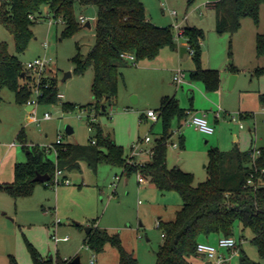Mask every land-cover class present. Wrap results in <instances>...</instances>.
Wrapping results in <instances>:
<instances>
[{"label": "rangeland", "instance_id": "rangeland-1", "mask_svg": "<svg viewBox=\"0 0 264 264\" xmlns=\"http://www.w3.org/2000/svg\"><path fill=\"white\" fill-rule=\"evenodd\" d=\"M143 1L152 20L172 26L176 35V23L204 30L201 65L220 71L222 97L219 98L215 92L219 88L208 90L213 95L209 101L192 85L199 82L206 90L202 80L191 78L190 69L196 67V61L187 37L177 35L175 41L179 56L173 68H183V74L186 73L192 84L176 87L173 71L168 67L170 59L164 56V51L169 49L165 46L156 59L144 58L124 66L116 101L108 102L105 110L94 107L90 112L92 116L97 113L95 121L102 125L104 134L123 147V156L127 159L132 145L139 139L151 135V142L143 141L144 146H151L155 138L162 135L163 115H158L155 121L142 112L154 108L160 113L163 92L175 93L184 108L206 111L209 122L212 124L214 121L216 130L212 134L185 122L186 117L180 120L177 114L171 118L169 127L174 140L179 141L180 134L183 137V145L175 148L169 144L170 164H178L191 171L194 183L198 184L207 178L206 164L211 148L231 150L236 145L247 147L252 138L258 146L264 143V103L259 99V93L264 91V73H256L257 67L264 66V54L256 51V34L264 32V3L260 6L258 22L251 16H245L240 28L231 33L217 31V12L206 3L208 0H196L191 5L188 0ZM172 9L177 10V15L171 13ZM75 14L78 21L81 15L88 17L92 26L79 21L80 29L65 34V23L54 18L44 7L43 13L31 25L33 34L24 51L17 49L13 33L0 23V40L8 43L10 51L18 56L25 69L27 62L37 57L48 55L53 58L47 73L57 77L58 91L64 94L57 102H38L33 112L25 103L16 101L13 88L8 85L0 88V169L6 180L14 175L12 163H6L3 156L10 141H16L13 151L19 158L27 160L23 137L28 139L29 148L47 151L45 147L54 146L59 135L63 142L86 144L96 132L94 125L89 127V109L82 106L94 100L92 82L95 69L89 66L80 72L73 57L80 54L85 58L95 42L97 6L76 0ZM182 46L188 47L183 55L180 52ZM146 63L145 69L143 65ZM67 71L72 74L63 79ZM233 74L237 77L231 85ZM63 102L73 103V106L64 108ZM213 102H220L223 107L218 120H212L217 109ZM46 112H50L51 117H45ZM33 114L38 120L32 118ZM69 125L73 127L71 132L67 131ZM178 131H181L179 135ZM47 153L56 160L54 147ZM122 170L121 164L103 159L95 171L84 161L82 170L68 173V180L48 186L41 181L36 182L29 194L15 197L0 187V264H11V258L18 264H35L31 245L41 257L52 254L55 262L58 258L78 255L81 264H102L97 252L84 243L85 231L77 222L84 226L96 222L109 231L120 232L123 245L134 250L140 264H156L155 252L164 241L162 228L158 226L159 216L163 220L174 218L183 198L176 190H161L153 181H141L136 171L121 175ZM234 236L252 260L264 264V256L251 240L253 232L250 228L243 229L237 225ZM211 242L216 244L218 239ZM112 249L118 252L116 246L107 243L104 255L108 264H114ZM240 255L239 246L232 257V264H239ZM203 262L202 259L201 264Z\"/></svg>", "mask_w": 264, "mask_h": 264}, {"label": "trees", "instance_id": "trees-1", "mask_svg": "<svg viewBox=\"0 0 264 264\" xmlns=\"http://www.w3.org/2000/svg\"><path fill=\"white\" fill-rule=\"evenodd\" d=\"M83 4H95L97 17L95 23V42L85 58L76 54L73 58L80 72L93 66L95 74L92 82L94 100L82 105L84 108H101L108 102L114 103L118 96L119 81L123 77L122 68L130 65V60L123 53L132 52L137 60L155 58L165 46L175 47L174 30L170 25H160L147 17L143 0H79ZM196 0H188L191 5ZM76 0H0V23L13 33L19 51H24L32 37L31 25L36 18L48 8V12L57 20L65 23V34L80 29L75 14ZM264 0H217L216 29L219 32L237 31L245 16H251L256 22ZM34 15L35 19L30 16ZM185 36L189 45L194 48L193 57L196 67L191 70L192 79L204 82L206 90L220 87L221 76L218 69L204 68L201 65V44L205 32L197 26H186ZM256 51L264 54V32L256 36ZM257 74L264 73V66L256 68ZM32 75L23 67L18 56L12 53L6 41L0 40V88L10 86L19 103L28 102L32 94ZM39 102H57V77L47 78ZM104 99V102H102ZM264 103V92L259 93ZM2 95L0 93V103ZM64 108L73 103L63 102ZM104 109V110H105ZM187 108L180 105L175 95L166 94L161 99L160 113L164 117V131L154 144V153L146 162L129 163L123 156V147L114 139L104 134L102 125L88 120L96 132L86 144L64 142L57 144L56 160L38 147H26L28 158L15 163V179L12 182L0 183L15 197L29 194L34 185L37 173H47L50 179L41 181L44 185L52 184L59 167L63 171L79 167V161L85 160L96 169L103 159L119 163L122 173L133 171L149 177L161 190H176L183 198V204L170 220H160L159 227L164 233V241L156 250V264H194L198 256L199 241L211 242L221 236H234L237 225L243 229L250 228L251 238L264 256V145L255 156V148L241 149L235 146L231 150L218 147L209 150V161L206 164L207 178L195 184L194 174L178 165L169 166L167 162L169 142L173 132L169 130L171 118L177 114L185 118ZM97 116V113L95 114ZM96 138V143L92 139ZM23 141H27L23 137ZM183 142V137L181 138ZM104 148L107 150L104 151ZM64 175V174H63ZM66 177V175H64ZM63 177V178H64ZM252 179V182H249ZM80 228L83 225L77 223ZM84 240L95 252L112 243L119 252V264H140L134 251L128 250L122 242L119 232H110L92 224ZM213 243V242H212ZM240 246V264H260L252 260ZM33 250L35 264H73L72 258L41 257ZM11 264H18L11 258Z\"/></svg>", "mask_w": 264, "mask_h": 264}, {"label": "built area", "instance_id": "built-area-1", "mask_svg": "<svg viewBox=\"0 0 264 264\" xmlns=\"http://www.w3.org/2000/svg\"><path fill=\"white\" fill-rule=\"evenodd\" d=\"M210 2V0L206 1V3L208 4ZM171 13L173 15H177V10L176 9H172ZM31 18L35 19L34 15L30 16ZM61 20V19H59ZM88 17L81 15L79 17V21H81L82 23H86V21H88ZM52 21V18H51ZM176 28H178L177 30V35L178 36H182L185 35V27L180 26L179 23L175 24ZM176 33H174V37L176 38ZM48 42H46V46ZM190 46V45H189ZM191 47V46H190ZM192 48V47H191ZM188 49V47H187ZM192 53H194V48H192ZM123 56L128 58L132 63H137V59L135 57V54L132 52H126L123 53ZM53 62V58L51 56L45 55L43 57H37L29 62H27V70L30 71L33 79H32V94L29 98V103L32 104L33 108L31 109L33 112L35 110L36 104L39 102L38 101V97L42 94V89L43 86H47V78L49 77V74L47 73L50 70V64ZM173 79L175 81V83L177 85H181L185 82V78H184V74H183V68H181L180 66L177 67L173 73ZM58 97L62 98L64 97V94L58 91ZM216 117H221L222 115V108L219 106L216 110ZM186 118H185V122L190 123V124H195V126L200 129L201 131L205 132V133H212L215 130V127L213 124H211L207 118L206 113H202V114H198L196 111L192 110L191 108L186 110ZM147 115L151 116L153 119H157L158 118V112L153 109L150 108L147 110ZM45 117H51V113L50 112H46ZM88 116H90L91 121H95L96 120V115L94 114L93 116L90 114H88ZM32 118L35 120H38V117H36V115H32ZM90 128H93V125L90 124L89 126ZM181 131H178V133H180ZM153 140V138L151 137V135L147 134L144 138H142L141 140L139 139V142L135 143L132 145L131 147V153L129 154V156L127 157V162L129 163H137V156L147 152L150 156L153 155L154 153V144L151 145L148 148H145L143 146V141L146 142H151ZM16 143V141L13 142V144ZM63 139L62 136L59 135L57 138V141L55 143V145L53 146V144L51 145H47V147H45L48 150H51L52 147L55 148L56 153H57V144H62ZM92 143H96V138L92 139ZM172 143L174 146H178L179 142L178 141H174V142H170ZM260 152L259 148H256L254 151V155L256 156L258 153ZM143 163V162H142ZM264 171V169H263ZM64 174V171L57 167L53 180H52V184H59L61 182H64V180H68L67 177H64L61 180V176ZM139 179L141 181L145 180V176L139 172ZM249 182H252V179H249ZM160 225V221L158 220V226ZM164 235V233H162ZM68 237V236H67ZM226 249L228 252H225L224 250ZM239 250V245H238V240L235 238V236H221L218 239V242L212 243V242H208V241H199L197 244V252L199 253V255L203 256L205 261L203 264H228L230 258L236 254Z\"/></svg>", "mask_w": 264, "mask_h": 264}, {"label": "crops", "instance_id": "crops-1", "mask_svg": "<svg viewBox=\"0 0 264 264\" xmlns=\"http://www.w3.org/2000/svg\"><path fill=\"white\" fill-rule=\"evenodd\" d=\"M210 2L211 3H208V5L210 6V7H214L215 9H216V7H215V5H216V2H217V0H210ZM146 13H147V11H146ZM147 17L150 19V20H152V18L147 14ZM153 21V20H152ZM153 22H155V21H153ZM156 23V22H155ZM258 33V32H257ZM256 36H257V34H256ZM167 48H169L168 50H166V51H164V56L165 57H167V58H169L170 60V62H171V64H169V66L168 67H170L169 69L170 70H172L173 71V73H174V71H175V69L176 68H173L174 67V65H175V63H176V61L178 60V56H179V53H178V50L179 49H177V45L175 46V47H170V46H166ZM165 48V47H164ZM162 50V49H161ZM181 52V55H183L184 54V52H182V51H180ZM159 54H161V53H159ZM158 57V56H157ZM157 57H155V59L157 58ZM155 59H153V60H155ZM148 62H150V61H148ZM132 62H130V64H131ZM146 65H148V63H146V64H144L143 66L145 67V69H146ZM204 67V66H203ZM204 68H206V67H204ZM123 69H124V67L122 68V71H123ZM194 68H192V69H190V72H191V70H193ZM184 71V70H183ZM237 77V76H236ZM184 78H185V82L184 83H191V81L189 80V79H187V75H186V73L184 74ZM173 81H174V79H173ZM174 83H175V81H174ZM184 83L183 84H181V85H177L176 83H175V85H176V87L177 88H179L180 86H183L184 85ZM192 84V83H191ZM233 84V83H232ZM231 84V85H232ZM192 85H194L195 87H196V89L199 91V92H201L202 94H204L205 96H207V99L210 101V100H212L213 98V95H212V93H209L208 92V90H204V87H203V85L201 84V83H199V82H197V83H193ZM165 91H167V90H165ZM192 91H193V93H194V89H192ZM208 92V93H207ZM217 94H218V96H219V98H221L222 96H221V89L219 88L218 90H216L215 91ZM261 92H264V91H261ZM0 93H1V89H0ZM166 94H169V95H175V93L174 94H170L169 92H163L162 94H161V99H162V97L164 96V95H166ZM195 94V93H194ZM2 95V94H1ZM139 97H140V95L138 96V97H136V101H138L139 100ZM29 101V100H28ZM19 103V102H18ZM25 105L27 106V108L29 109V110H31L32 108H33V106H32V104L31 103H29V102H26L25 103ZM221 107L222 108V111H223V107H222V105L220 104V102H213V107H216V108H218V107ZM193 107H191V109H192ZM215 108V109H216ZM154 109V108H153ZM187 109H189V108H187ZM194 111H196L198 114H202V113H206V115L208 116V114H207V112L206 111H202V112H198V110H194ZM158 112V111H157ZM143 113V115H145V116H148V117H151V116H149V115H147V112L146 113H144V112H142ZM158 115H159V112H158ZM152 118V117H151ZM153 119V118H152ZM158 119V118H157ZM157 119H153V120H157ZM214 119H216V120H218L219 119V117H212V120H214ZM214 122V121H213ZM213 122H212V124H213ZM215 127V126H214ZM216 130V129H215ZM215 130H214V132H215ZM214 132H212V133H214ZM181 133V132H180ZM212 133H207V134H212ZM178 135H179V133H178ZM159 138V137H158ZM179 145L178 146H174L175 148H177V147H179V146H181V145H183L182 144V141H181V138H182V135L180 134L179 135ZM27 139V138H26ZM156 139V138H155ZM28 140V139H27ZM115 140V139H114ZM116 141V140H115ZM174 141H177V140H174V138H173V135H172V137H171V139H170V142H174ZM13 142L14 141H10L9 143H8V145H7V148L4 150V160H5V162L6 163H8V162H10V163H12V166H13V168H15V163L17 162V161H25L24 159H20L19 158V156H18V154H17V152L16 151H13V148L16 146V144L17 143H14L13 144ZM27 142L28 141H25L24 142V147L26 148V147H29V144H27ZM92 142V141H91ZM117 142V141H116ZM170 142H169V144H170ZM118 143V142H117ZM119 144V143H118ZM153 144H154V142H153ZM152 144V145H153ZM262 145H264V143L262 144ZM262 145H256V144H254V140H253V138L251 139V142H250V145H248L247 147H240L241 149H249V148H251V147H254L255 149L256 148H260ZM144 146V145H143ZM145 148H148V147H150V145L148 146H144ZM47 152V151H46ZM151 157L152 156H150L147 152H144V153H142V154H140V155H138L137 156V161L138 162H146V161H148V160H150L151 159ZM85 160H80L79 161V167H76V168H73V169H71V170H64V175H66V177H68V173L69 172H71V171H73V170H82V162H84ZM3 162V161H2ZM86 163H87V161H85ZM167 162H168V165L169 166H173V165H178V164H173V165H171L170 164V162H169V158H168V155H167ZM88 164V163H87ZM89 165V164H88ZM90 166V165H89ZM98 166V165H97ZM178 166H180V165H178ZM91 167V166H90ZM180 167H182V166H180ZM92 168V167H91ZM183 168V167H182ZM93 169V168H92ZM96 169H97V167H96ZM96 169H93V170H95L96 171ZM183 169H185V168H183ZM185 170H187V169H185ZM13 171H14V175H12V177H10V178H7V180L5 179V178H3V176H2V169H0V183H6V182H12L14 179H15V170L13 169ZM122 174H125V173H121V175ZM127 174V173H126ZM131 174V173H130ZM129 175V174H128ZM144 181H152L149 177H145V180ZM159 219L161 220L162 219V216H159ZM170 219H172V218H170ZM170 219H167V220H170ZM163 220V219H162ZM77 223H79V222H77ZM81 224V223H80ZM92 224H94V225H97V226H99V227H101L99 224H97L96 222H91V223H89L88 225H92ZM81 225H83V224H81ZM80 228V227H79ZM101 228H104V227H101ZM81 230H84L85 231V236H84V238H83V241L85 240V238H86V235H87V231L85 230V226L83 225V228H80ZM107 229V228H106ZM108 230V229H107ZM110 232H113V231H110ZM119 234H120V232H119ZM120 236H121V234H120ZM122 238V237H121ZM215 240V239H214ZM113 250V252H114V264H119V252H117L115 249H112ZM128 250H130V249H128ZM224 250V249H223ZM107 250H106V245H105V247H104V249L102 250V251H100V252H97V257L100 259H102V264H108V260L106 259V256L104 255V253L106 252ZM131 251H134V250H131ZM225 252H228L226 249L224 250ZM235 255V254H234ZM233 255V256H234ZM75 256H77V255H75ZM137 256V255H136ZM232 256V257H233ZM46 257H50V255L49 256H46ZM232 257L230 258V260H229V262H228V264H232ZM68 258H70V257H68ZM202 259H203V261H205V259H204V257L203 256H201V255H199L198 254V256L197 257H195L194 258V264H201V261H202ZM93 260V259H92ZM204 263V262H203ZM202 263V264H203ZM81 264V263H80ZM239 264H240V261H239Z\"/></svg>", "mask_w": 264, "mask_h": 264}, {"label": "water", "instance_id": "water-1", "mask_svg": "<svg viewBox=\"0 0 264 264\" xmlns=\"http://www.w3.org/2000/svg\"><path fill=\"white\" fill-rule=\"evenodd\" d=\"M85 26H88V27H91V26H92L90 20L86 21ZM181 51H182V52L187 51V46H182V47H181ZM71 74H72L71 71H67V72L65 73L63 79H66V78H67L68 76H70ZM236 76H237L236 74H233V75H232V77H231V84L233 83V81H234V79L236 78ZM104 109H105V105H103V110H104ZM67 131H68V132L73 131V127L69 125V126L67 127ZM49 179H50V175L47 174V173H37V175L35 176V180L47 181V180H49ZM91 228H92L91 225H87V226H85V230H86L87 232H89V231L91 230ZM52 257H53V255L50 254V258H52ZM72 262H73V264H80V263H81L80 257H79L78 255L75 256V257L72 259Z\"/></svg>", "mask_w": 264, "mask_h": 264}]
</instances>
